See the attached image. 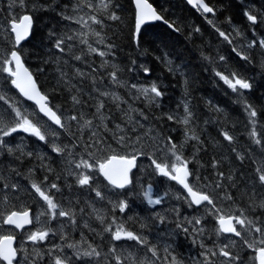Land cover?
<instances>
[{"label":"trees","instance_id":"16d2710c","mask_svg":"<svg viewBox=\"0 0 264 264\" xmlns=\"http://www.w3.org/2000/svg\"><path fill=\"white\" fill-rule=\"evenodd\" d=\"M149 1L172 28L161 23L146 25L141 29L137 45L134 39L135 8L132 0H92L94 8L86 7L85 0H79V7L78 0H24L23 8L19 0H15V3L13 0H0V53H10L15 45L9 30L11 21L17 20L22 14H31L34 18L32 35L18 50L41 91L49 95L50 105H58L60 111L57 113L62 115L66 124L71 125L70 129H59L48 123L32 104L20 97L10 84L7 73L0 72V92L5 98L0 102V110H4L5 104L21 109L20 105L24 102L31 110V119L42 122L41 131L46 136L41 141L32 134L18 131L5 138L14 151H4L0 155V176L3 177L0 180V216L14 210L36 211L39 204L31 187L36 183L42 189L48 188V194L66 205V209L79 212V216L75 214V219L81 221L85 217L83 224L76 228V233L80 231L78 229L85 230L86 220L95 228L90 232L86 230L83 248L77 246L76 249H67L68 244L77 242L70 229L67 233H56L53 229L56 237L64 234L60 242L64 244L66 253L69 250L77 257V250L83 253L90 250L87 249L90 246L109 257L110 249L115 247L116 254L122 256V250L117 249L120 241L113 239L112 232L117 226L123 225L126 230L144 235L149 244L155 245L157 252L164 255L154 240L163 234L170 223L168 220H172L170 229L173 236L170 241H177L174 237L179 236L177 249L172 251L185 263L192 264L189 255L192 253V243L185 240L183 228L177 222L180 218L187 217L188 221L199 219L202 226H194L210 231L211 238L205 241L202 239L205 244L212 245L223 237L217 231L219 214L226 217L239 216L243 210L248 219L257 221L259 218L258 226L264 228V208L259 207L264 201V185L259 182L256 171L258 168L264 171V50L257 44L258 38L264 37V23L261 22L264 17V0H205L215 10L212 15H204L200 10L192 9L184 0ZM103 3H108L109 7L102 9ZM110 13H115L119 19H110ZM248 13L257 16L256 23L247 19ZM92 15L102 23L97 24L91 20L89 17ZM76 17H82L87 26L77 23ZM197 28L199 31H196ZM217 29L225 33L228 40L220 36ZM93 30L99 32L100 36L93 35ZM65 35L74 39L66 41L64 51L61 52L55 48V43L58 37ZM101 37L104 43L99 42ZM82 40L88 43H82ZM252 41L256 43L249 47ZM109 44L112 45L111 49L108 48ZM89 45L96 48L97 52H90ZM100 51L107 55L100 56ZM76 56L81 59H75ZM77 69L83 75H78ZM113 71H116L118 80L123 83H113L110 76ZM61 73L66 75L62 77ZM217 73L225 76L235 73L247 80L251 88L235 93ZM153 83L163 95L151 103L137 89L130 87L133 84L137 88L150 87ZM103 92L115 93L121 99L113 100L111 96L101 95ZM74 95L83 103L74 106L71 99ZM101 102L104 105L101 112L108 118V129L112 130L104 132L111 149L97 151L95 146L85 149L83 144H92L88 139L91 129H84L81 133V114L84 119H93L94 125L98 124L99 120L94 119V116ZM185 103L193 113L189 125L181 122L185 116ZM246 105L256 110L255 118L249 116ZM130 109L142 111L143 116L139 111ZM125 113H130L133 123L128 122ZM72 115H76L78 121L67 119ZM169 115L174 119L169 120ZM116 125H121L124 131L117 130ZM148 130H151L150 135L146 137L144 133ZM69 131L77 137L82 136L78 146L73 149V157H69L66 152L57 153L53 148V145H67L71 149L74 137L69 135ZM113 132L117 136L127 135L132 140L140 135L141 143L134 146L146 153L138 156L139 167L134 173L133 185L122 191L109 187L100 176L98 168L85 172L84 168L74 167L80 157L90 163L96 160L102 162L107 155L112 154L113 149L117 153L131 154L132 147L120 146L113 138ZM225 132L233 137L232 141L225 138ZM193 134L199 139L186 140V135ZM169 137L177 145L178 154L190 161L189 169L195 176H199L198 182L190 177L191 184L196 190L203 189L212 196L219 213L208 204L203 208L190 207L188 197L176 182L155 169L153 160L167 164L176 161L168 151ZM18 145L22 147V152L17 149ZM29 152L31 156L26 155ZM89 153L95 155L89 156ZM69 169L76 173H89L93 181L90 185L81 186L77 183V176L69 174ZM218 173L224 176L221 178ZM229 176L232 179H228ZM137 178L140 184H137ZM53 183L59 191L50 188ZM216 183H221V187L215 188ZM4 184L9 187L5 188ZM11 185L17 187L12 188ZM149 185L161 194H169L160 208L149 205L142 195ZM205 185L208 187L205 188ZM20 189L23 191L20 192ZM96 189L101 191L103 198L96 195ZM177 191L181 195H170ZM18 193L20 199L14 197ZM229 194L231 199L227 198ZM120 201H127L128 207L124 211L114 207ZM97 207L102 208L101 213L105 217L103 224L100 220L91 219V213ZM157 216L162 217L163 222ZM138 219L140 223H137ZM185 222L183 220L182 225ZM109 224L112 225V232L104 231ZM184 226L187 228L188 222ZM238 226L242 235L240 240L246 238L250 240L248 243L256 244L252 232L243 230L244 226ZM196 251L198 253L199 249ZM238 256L242 264H256L253 259L254 248L246 247L244 254ZM100 259L104 260V256ZM114 260L111 254V261Z\"/></svg>","mask_w":264,"mask_h":264},{"label":"snow or ice","instance_id":"6c2138e0","mask_svg":"<svg viewBox=\"0 0 264 264\" xmlns=\"http://www.w3.org/2000/svg\"><path fill=\"white\" fill-rule=\"evenodd\" d=\"M15 3V0H13ZM189 3L196 5L199 7L204 13H214L213 7H210L209 4L205 3L204 0H188ZM20 6L23 8L25 7L24 0H19ZM136 8L138 10L136 19H135V36L134 39L137 42V45L139 44V35L141 32V26L153 21H163V16L159 15L156 11V9L153 7L151 3L148 2V0H135ZM79 0L77 7H79ZM85 6L88 8H94V4L92 0H85ZM102 9H107L109 7L108 3L102 4ZM95 11L99 12L101 9H94ZM65 19L72 20L73 17H64ZM91 20L95 21L97 24L102 23V21L97 20L95 15H92L89 17ZM109 18L112 20H117L119 17L115 15V13H110ZM247 19L253 23L257 22V16L252 15L250 13L247 14ZM77 23H84L86 25V22L83 20L82 17H76ZM261 22L264 23V17H262ZM208 23H212V21H208ZM87 26V25H86ZM172 26V25H170ZM214 26V25H213ZM32 28V16L31 15H23L22 18H20L19 23L16 22L15 19L11 21V32L14 33V44L16 46H19L22 41L26 40L30 33ZM196 31H199L197 28ZM217 32L220 36L224 37L225 40H228V37L225 36V33L220 32L219 29H217ZM92 34L99 37L100 33L92 31ZM74 37L72 36H62L58 37L57 41L55 43V48L60 50L61 52L64 51V46L66 45V41H72ZM82 43L87 44V40H82ZM100 43H104V39L100 38ZM231 42L230 40L228 41ZM256 41H252V43L249 45L251 47L253 44H255ZM259 44L261 47H264V39H261L259 41ZM69 49H71V45H68ZM112 45L109 44L108 48L111 49ZM88 50L90 52H97L96 48L91 47L89 45ZM100 56L107 55L106 52L100 51ZM244 59H248V57H243ZM75 59L80 60V56H76ZM220 59H224L221 57ZM171 63L170 61L168 62ZM115 67V66H114ZM170 71L173 69L169 68ZM145 72L148 71L147 68L144 69ZM0 72L7 73L8 77H10V84L14 86L16 89L19 90V93L23 95V97H26L28 100L35 101V103L39 106V111L44 113L51 121H53L56 125H59L60 128L70 129L71 125L66 124L64 121H62V115H57V112L60 111L58 105H50L49 101V95L41 92L39 88L36 85V81L33 78L32 73L24 67L21 52L17 50V48L13 47L10 53H0ZM76 73L78 75H83V73L80 72L79 69L76 70ZM65 73H61V76H65ZM218 76L221 77V79L224 80L226 84L229 85L231 89L234 91L238 90H244V89H250L251 84L245 80L241 79L239 76H237L235 73H230L229 76L232 78L230 79L229 76H225L222 73H217ZM110 76L112 78L113 83L115 84H121L123 82L119 81L117 78L116 71H113L110 73ZM187 84V81H185ZM124 86L127 87L125 84ZM132 89H137L139 93H141L145 99L151 103L154 101L157 97H160L163 95V93L159 90L157 85L153 83L150 87H139L137 88V85L133 84L130 86ZM150 94H154L151 95ZM103 96H111V99L113 100H120L121 98L116 95L115 93H109V92H103L101 93ZM139 98V97H137ZM4 95L2 92H0V102L4 101ZM73 101V105H79L82 104L83 101L78 99L77 96L71 97ZM104 105L103 102L99 104V106L96 109V114L94 116V119H98V124H93V119H84L83 114H81L80 119L83 120L82 124H79V129L81 133H83L84 129H91L90 135L88 137L89 140L92 141V144L85 143L82 145L85 149L91 148L95 146L97 148V151H101L104 149H111V145L108 144L107 137L104 135L105 131H112L111 129H108L107 127V117H105L101 109H103ZM56 109L55 111L53 109ZM184 110H185V116L182 119V123L184 125H189L192 118L193 113L189 110V106L187 103L184 104ZM130 111H139L140 115L143 116V112L140 110L130 109ZM246 111H248V114L251 118H255L257 116V112L255 109L251 107V105H246ZM127 120L129 123H133V117L130 115V113H125ZM147 119V117H144ZM169 120L174 119L172 115H169L167 117ZM69 121H78V117L76 115H72L67 118ZM253 122H255L253 120ZM38 123V122H37ZM37 123H34L32 119H29V115L22 112L19 107L12 108L10 105L5 104L4 110H0V155L4 154V151H7L8 153H12L14 150L12 147H9L8 144L5 141L6 137H10L12 134L17 133L18 131H23L25 133H30L36 137H38L41 141L46 139L45 134L41 131V128L37 126ZM138 123V122H137ZM117 130L123 132L124 129L121 125L115 126ZM142 127V126H141ZM134 131V129H133ZM150 131L148 130L144 133V136H149ZM69 135L74 137V142L71 146V149L65 145L64 147L53 145L54 150L57 153H67L69 157L74 156L73 149H75L78 146L79 140L82 138V136L77 137L75 134H72L69 131ZM113 138L118 142V144L124 148H127L129 146L132 147L131 154L125 153H117L115 150H112V154L107 155L105 159L101 162L99 160H96L94 162H88L87 160L83 159V157H80L79 162L75 163L74 167L76 169H91V168H98L99 172L103 175V177L108 181V183L111 186H114L119 189H124L126 186H129L132 184V180L130 178V172L131 170L136 167V161L138 156L140 155H146L143 151H140L139 149L135 148V144L141 143L142 137L140 135H137L135 137V140H132V138L127 137V135H119L117 136L116 132L112 133ZM255 135V133H253ZM225 138L228 141H232L233 137L230 136L227 132L224 133ZM187 139H196L198 140L199 137L195 134L191 136L186 135ZM170 142V147L168 151L172 153V155L175 157L176 163L169 166L167 163H157L155 160H153V164L155 165V169L158 170L160 174H162L165 177L170 178L173 181L178 182L180 185L183 186L184 189L187 190L188 196H190L189 206H192V203L196 205H200L203 202H207L208 205H212L213 209L216 213H219V209L215 208V202L212 198V196L203 189L201 190H195L194 186L189 183V177H194V179L198 182L199 176H195L194 173L188 168V164L190 161L185 160L182 158L181 155L177 152V145L175 142H171V137L168 138ZM257 143H260L259 140H257ZM17 149H19L22 152V147L20 145L17 146ZM23 154V153H22ZM26 155L31 156L32 153H26ZM95 153H89V156H94ZM243 159V157H240ZM194 159V158H193ZM69 163H72V160H69ZM215 167V165H213ZM258 173V180L261 183V185H264V171L261 169L256 170ZM70 175H76L77 176V183L81 186L90 185L93 181V176L85 173H76L73 172L71 169H69ZM219 177H223V173H218ZM3 177L0 176V180H2ZM46 179V178H45ZM228 179H232L231 176L228 177ZM234 186V185H233ZM5 188H8V184H4ZM12 188L17 187L16 185H11ZM31 187L35 190L36 193L39 194V197L42 198L44 202H46L47 205V211L40 213L41 215H49L51 218L55 219L58 216L60 217H69L71 219L72 223H75V213L70 210H64L60 204L55 202L52 195L48 194V191L42 190V188L36 184L33 183ZM205 188L208 187L207 185L204 186ZM221 183H216L215 188H220ZM51 189H57L59 191L58 186L56 184H51ZM96 195L98 197H102V193L99 189H96ZM143 197L147 201L149 205L153 204H160L162 202L163 197L161 198H153V189L151 185L148 186V188L142 193ZM165 196L168 195V193H164ZM180 198V197H178ZM228 199H231L230 194L227 197ZM114 207H118L120 211H124L127 209L128 204L127 201H120L118 204L114 205ZM259 207L264 208V201H262L259 204ZM59 209V211H58ZM83 211V210H81ZM94 211H96L94 209ZM158 219L163 222V218L157 216ZM38 219V217H37ZM97 219L100 220V222L103 224L105 222V217L103 215L98 214ZM217 219L219 221V229H217L218 232L223 233H234L237 237L241 236V231L237 230V224L240 226H244L243 230L248 231L249 233L255 232V233H261L262 236H264V229H262L261 226H258V220L253 221L251 219H248L247 216L244 215L243 210L241 211V215L235 216V215H229L224 216L223 214H219L217 216ZM233 221L236 223L234 224ZM5 223L9 225H16L19 228H23L25 224L32 223V219L30 218L29 211H22L17 212L13 211L11 214H9L4 221ZM200 220L196 219L195 224H200ZM189 224H192L193 221H188ZM87 226V225H86ZM143 227V226H142ZM180 227L183 228L182 225ZM104 231L106 232H112V225L109 224ZM183 231L185 233L188 232L187 228H183ZM197 232H203L202 228L196 229ZM49 235L48 231L43 230H37L35 232H32L28 236V240L33 242L43 241L45 240ZM113 239L116 241H120L122 239L136 241L138 244L145 246L144 252L145 255L143 258L134 257L131 253L128 254L126 257L128 264H180V262L177 260L175 256H171L168 253L167 248L164 249L165 255L161 258V255L157 252V248L155 245H150L147 238L142 237L141 235H137L133 231L125 230L123 225H119L116 227V230L112 232ZM12 240L13 237L6 236L0 239V260L6 261L7 264H13L14 261H17V264H20V262L17 260L18 256V250L16 248L12 247ZM245 244H247V247L252 249L254 248L256 251V256L253 258L254 260H258V264H264V239L260 240V246L257 247L255 243H248L247 240L244 241ZM69 248L76 249V244H68ZM203 247V245H201ZM59 247V246H57ZM230 247H234V245H224L223 247H219L218 251L212 250V249H206L202 255L204 257V260L200 262V264H213L212 257H215L217 255L227 258L228 264H236V261L240 260V257L238 255L233 256L232 252L228 250ZM62 252V249H61ZM110 252L114 255L116 264H125V260L121 258V255L116 254V248L112 247L110 249ZM148 253H151V258L147 255ZM77 256H87V257H96L100 258L102 256L106 257L107 254L102 253L101 251L97 250L95 247H91L90 250L84 251L81 253L79 250L75 253ZM35 255L42 259L43 254L40 252H36ZM69 258L67 256H64L63 259L60 255H57L54 259V264H66V261H68ZM32 264H36V261L33 260Z\"/></svg>","mask_w":264,"mask_h":264},{"label":"rangeland","instance_id":"374dc122","mask_svg":"<svg viewBox=\"0 0 264 264\" xmlns=\"http://www.w3.org/2000/svg\"><path fill=\"white\" fill-rule=\"evenodd\" d=\"M16 20V19H15ZM20 107H21V110L24 112V113H26V114H28L29 115V119H31V116H32V114H31V110L30 109H28V107H26V105L24 104V102H22V104L20 105ZM33 120V119H32ZM34 123H37V126L38 127H43L42 126V122L41 121H39V119H37V121L35 122V121H33ZM47 127H49L48 125H47ZM23 132V131H22ZM25 133V132H24ZM176 163V161H173V162H171V163H169L168 165L169 166H171L172 164H175ZM92 169V168H91ZM91 169H85V172H87L88 170H91ZM143 171V170H142ZM86 174V173H85ZM89 174V173H88ZM136 182H137V184H140V179L139 178H137V180H136ZM139 187V186H138ZM42 190H46V191H48L49 189L48 188H43ZM23 191V189H20V192H22ZM35 191V190H34ZM19 192V193H20ZM19 193L16 195V196H14L15 198H17V199H20V197H19ZM36 193V192H35ZM169 195V194H168ZM168 195L167 196H165L164 194L163 195H157L155 192H153V198H161V197H163V199H162V202L160 203V204H158L157 205V207L156 208H158L159 206H163L164 204H165V198H167L168 197ZM171 196H173V197H176L175 195H181V193L179 192V191H177V192H173L172 194H170ZM254 195V194H253ZM253 195H252V197H253ZM36 197H37V203L39 204V206L37 207V210H36V214L34 215V223H35V229H38V230H43V231H48V229L49 228H55V232L56 233H59V232H61V231H63L64 233H67L68 232V229H70L71 230V232L73 233V235H75L76 233H75V231L77 230L76 228L77 227H80V225H82L83 224V221H84V219H85V217H83V219L80 221V220H78V219H75V223H72L71 222V219L69 218V217H60V216H58L57 215V217L55 218V219H53V218H51L49 215H41L40 213H42V212H46L47 211V205H46V202H44L43 200H42V198H40L39 197V194L38 193H36ZM184 196H182V198H183ZM54 198V197H53ZM29 199V198H28ZM28 199H26V200H28ZM74 199H77L76 197H74ZM54 200H55V198H54ZM171 200V199H170ZM23 201H24V198H23ZM55 202H57L56 200H55ZM58 204H60L61 205V207L64 209V210H69V209H66L67 208V206L66 205H64L63 203H60V202H57ZM4 206V205H3ZM100 207H97V208H95V210L96 211H94L93 210V212L91 213V219L92 218H95L96 220H98L97 219V215L98 214H100V215H102V208H100ZM3 209H5V207H3ZM58 211H59V209H58ZM71 211V210H70ZM75 214L77 215V216H79V212H76L75 211ZM37 217H38V219H37ZM188 219L189 218H187V217H182V218H180V220H178L177 222H179L181 225H182V221L183 220H185L186 222L182 225L183 226V228H186L184 225L188 222ZM137 221V223H140L141 221H139V219L138 220H136ZM168 221H170V223H171V221L172 220H168ZM190 221V220H189ZM191 221H193V223L192 224H189L188 223V226L190 225V227H189V230H188V232L190 233L189 234V236H188V239H189V237H191V242H193V244L194 245H192L191 246V248L193 249H191L192 250V253L190 254V260L192 261L191 263L192 264H200V262H202L203 260H204V257H203V255H202V253L206 250V249H212V250H215V251H218V248L219 247H223L224 245H234V247H230L228 250H230L231 252H232V254H233V256H236V255H239V254H241V253H243L244 254V251H245V248L247 247V244H245L244 243V241L246 240V238H244L245 240L244 241H241V240H237L236 238L234 239V238H232V237H222L221 238V240H219L218 241V243H215V244H206V245H204L205 244V242L203 241V239L202 238H204V240H208L209 238H211V235L209 234L210 233V231L208 230V229H203V233L204 234H202V232H197L196 231V229H194V223H195V221L192 219ZM81 222V223H80ZM87 223V224H86ZM86 225L87 226H83L84 228H85V230H83L82 229V231L79 233V235H80V238H79V241H77L78 242V244H79V242H83V240H84V238H85V236H86V230H87V232H90V231H93L92 229H95L94 228V226L92 225V226H90V224H89V222L86 220ZM170 223H169V225L167 226V228L164 230V232H163V234H161V236L160 237H158V238H156L155 237V242H157V245H158V249L161 251V252H164V249L165 248H167V250H168V253L167 254H170L171 256H175L176 258H177V254L175 253V251H176V249H177V244H178V240H179V236L177 237V241H175V242H173V241H170L171 240V237L173 236L172 235V233H171V225H170ZM201 223L202 222H200V224L199 225H201ZM61 225V226H60ZM180 226V225H179ZM193 229V230H190V229ZM125 230H126V228H124ZM199 229V228H198ZM264 229V228H263ZM49 231H50V229H49ZM152 231H156V230H152ZM255 233V232H254ZM253 232H252V235L254 236V238H255V242H256V244L258 243V242H260V240L261 239H264V236H262V235H260V236H258V235H255ZM153 233H151V235H152ZM142 237H145L144 235H141ZM203 236V237H202ZM57 237H60L61 238V240H62V238L64 237V234L63 233H61V234H59ZM51 238V237H50ZM188 239H187V241H188ZM76 240H77V238H76ZM124 241H126V239L124 240ZM248 242H250V240H247ZM124 243V242H123ZM128 243H130V245H137L138 243L136 242V241H131V240H128ZM203 243V244H202ZM180 244H181V242H180ZM260 244V243H259ZM201 245H203V247L201 246ZM208 245V246H207ZM80 248H83L82 247V244L79 246ZM142 248H141V252L138 254V255H136L135 254V252H133V253H131L134 257H139V258H143V256L145 255V252H144V247L145 246H141ZM118 248H121V246H117V249ZM200 249L199 250V252L197 253V251H196V249ZM61 249H62V252H61ZM88 249V248H87ZM122 249V248H121ZM172 249H175V251H172ZM57 250V252H58V254L57 255H60L61 256V258L63 259V257L64 256H67L68 257V255H67V253H66V251H65V249L64 248H62V247H59V249H56ZM123 250V249H122ZM195 252V253H194ZM112 254V253H111ZM194 254V255H193ZM56 255V256H57ZM113 255V254H112ZM150 258H151V253H148L147 254ZM164 255H165V253H164ZM55 256V257H56ZM70 257V256H69ZM82 256H78L77 257V259L79 260L80 258H81ZM163 257V255H161V258ZM55 259V258H54ZM76 259V261H75V264H77L78 262V260ZM124 260H125V264H128V262L126 261L127 259L126 258H123ZM104 260H105V264H108V263H110V264H116V261L114 260V261H111L110 262V259H109V257L108 256H106V257H104ZM177 260L180 262V264H182L184 261H182L180 258L178 259L177 258ZM182 261V262H181ZM212 261H213V264H228V262H227V258H225V257H222V256H219V255H217V256H215V257H212ZM244 262V261H243ZM69 263V260L68 261H66V264H68ZM185 263V262H184ZM88 264H101V263H99V262H90V263H88ZM162 264H163V261H162ZM187 264V263H186ZM236 264H242V263H240L239 261H236ZM244 264V263H243Z\"/></svg>","mask_w":264,"mask_h":264},{"label":"flooded vegetation","instance_id":"af4514ba","mask_svg":"<svg viewBox=\"0 0 264 264\" xmlns=\"http://www.w3.org/2000/svg\"><path fill=\"white\" fill-rule=\"evenodd\" d=\"M4 221L5 218L3 216H0V239L5 236H12L15 238V248L18 250L17 260L20 262V264H32L33 260L36 261V264H54V258L58 254L56 249H59V247L57 246L61 245L60 243H58L61 240L60 237H57L53 242L48 235V237L43 241L33 242L28 240V236L32 232L37 231L34 226L19 230L15 227L6 225ZM79 233L80 232L75 234V238H77V241H79L80 238ZM81 244L82 242H79V244L78 242H76L77 246H80ZM67 249H69V247ZM129 249L133 250V248ZM36 252H40L43 254L42 259L35 255ZM67 255L69 258V263L75 264L77 257L69 250L67 251ZM109 258H111V255L109 256ZM77 262V264H82V261L80 260H78ZM0 264L7 263L0 260ZM13 264H17V261H14Z\"/></svg>","mask_w":264,"mask_h":264},{"label":"water","instance_id":"95a60500","mask_svg":"<svg viewBox=\"0 0 264 264\" xmlns=\"http://www.w3.org/2000/svg\"><path fill=\"white\" fill-rule=\"evenodd\" d=\"M191 7H193V8H196L197 6L196 5H194V4H191V3H189L188 2V0H185ZM133 4H134V7H135V10H136V16H137V13H138V10H137V8H136V4H135V0H133ZM24 15H26V14H24ZM27 15H30V14H27ZM23 16V15H22ZM22 16L20 17V18H22ZM32 16V15H31ZM20 18H19V20H20ZM19 20L18 21H16L17 23H19ZM155 22H157V21H153V22H148V23H146V24H144V25H148V24H153V23H155ZM161 22H164V20L163 21H161ZM144 25H142L141 27H143ZM33 26H34V21H33V17H32V28H31V33H30V35H29V37L26 39V40H24V41H22L21 42V44L19 45V46H16L15 45V48H17V50L24 44V43H26L29 39H30V37H31V34H32V29H33ZM12 33V32H11ZM13 34V36H14V33H12ZM23 60V59H22ZM23 64H24V67H26L29 71H30V69L25 65V63H24V61H23ZM31 72V71H30ZM32 73V72H31ZM8 75V74H7ZM32 75H33V73H32ZM33 78L35 79V77H34V75H33ZM35 81H36V79H35ZM36 85H37V87L39 88V85H38V83H37V81H36ZM13 88L18 92V94L24 99V100H26L27 102H30V103H32V104H34L35 105V107L37 108V110H38V112L45 118V119H47L49 122H51L53 125H55L56 127H58V128H60V126L59 125H56L53 121H51L46 115H44V113H42V112H40L39 111V106L35 103V101H31V100H28L26 97H23V95L21 94V93H19V90L18 89H16L14 86H13ZM39 90H40V88H39ZM41 91V90H40ZM42 92V91H41ZM50 106V105H49ZM55 111V110H54ZM58 115V114H57ZM136 165H137V161H136ZM136 167H134L132 170H131V172H130V178H131V173H132V171L135 169ZM102 175V174H101ZM103 176V175H102ZM104 178V177H103ZM105 179V178H104ZM106 180V179H105ZM132 180V179H131ZM107 181V180H106ZM108 182V181H107ZM179 184V183H178ZM180 185V184H179ZM182 186V185H181ZM127 187V186H126ZM183 187V186H182ZM119 189V188H118ZM186 190V189H185ZM186 192H187V190H186ZM188 194V193H187ZM190 197V196H189ZM191 199V198H190ZM204 203V202H203ZM196 205V204H195ZM196 206H198V205H196ZM29 213H30V218H31V212L29 211ZM233 223L235 224V221H233ZM218 224H219V221H218ZM31 225V223L30 224H25L24 225V227H28V226H30ZM12 226H15V227H17L16 225H12ZM23 227V228H24ZM18 229H22V228H19V227H17ZM225 234H231V235H235L234 233H225ZM14 243H15V239L13 238V240H12V247L14 248ZM257 261V264H258V260H256Z\"/></svg>","mask_w":264,"mask_h":264},{"label":"bare ground","instance_id":"6f19581e","mask_svg":"<svg viewBox=\"0 0 264 264\" xmlns=\"http://www.w3.org/2000/svg\"><path fill=\"white\" fill-rule=\"evenodd\" d=\"M235 93H236V91H234ZM181 198V197H180ZM175 211V210H174ZM185 211H187V210H185ZM192 212V211H191ZM176 213V212H175ZM166 214V213H165ZM176 214H178V213H176ZM164 215V214H163ZM161 216V215H160ZM213 219V218H212ZM211 223V222H210ZM213 223H215V222H213ZM213 223H212V225H213ZM174 224H175V222H174ZM195 224V223H194ZM202 224V223H201ZM206 224H208V223H206ZM210 225V224H209ZM200 226H202V225H200ZM206 226V225H205ZM207 227V226H206ZM210 228V227H209ZM78 230H80V231H82L81 229H78ZM80 231H78V232H80ZM180 232V231H179ZM75 233H76V231H75ZM183 234V233H182ZM210 239V238H209ZM185 240H187V239H185ZM214 240V239H213ZM217 240V239H216ZM205 241V240H204ZM186 243H187V241H186ZM203 244V243H202ZM207 244V243H206ZM206 244H204V245H206ZM187 245H188V243H187ZM208 246V245H207ZM191 247V246H190ZM193 247V246H192ZM186 248V247H185ZM186 250H188V248L186 249ZM193 250V249H192ZM200 250V249H199ZM182 251V250H181ZM195 253V252H194ZM184 254V253H183ZM190 255V254H189ZM188 255V256H189ZM194 255V254H193Z\"/></svg>","mask_w":264,"mask_h":264}]
</instances>
